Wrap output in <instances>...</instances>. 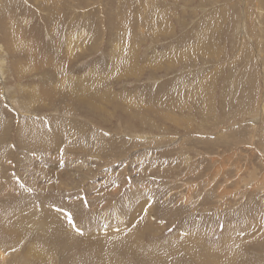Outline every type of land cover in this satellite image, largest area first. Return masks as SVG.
Wrapping results in <instances>:
<instances>
[{"label":"rangeland","instance_id":"1","mask_svg":"<svg viewBox=\"0 0 264 264\" xmlns=\"http://www.w3.org/2000/svg\"><path fill=\"white\" fill-rule=\"evenodd\" d=\"M0 251L264 264V0H0Z\"/></svg>","mask_w":264,"mask_h":264},{"label":"bare ground","instance_id":"2","mask_svg":"<svg viewBox=\"0 0 264 264\" xmlns=\"http://www.w3.org/2000/svg\"><path fill=\"white\" fill-rule=\"evenodd\" d=\"M69 40V39H68ZM71 40V39H70ZM69 40V41H70ZM69 49H70V47H68ZM122 71L123 72H126V70L123 68L122 69ZM127 73H129V72H127ZM103 81V80H102ZM93 82V81H92ZM62 83H63V80H62ZM93 83H95V82H93ZM81 85H80V87L79 86H77V87H71V88H73L72 90H70V92L69 91H66L65 93H66V98H67V103H68V106L66 105V107H67V112H72V108L70 109V107H72L73 105L72 104H76V103H80V102H86L89 106H87V108H91V109H94L95 111H97V110H99L100 108H96V105H95V101L96 102H99L100 100H101V92L100 91H93V94L92 95H90V97H88L87 95H85V94H89V92H88V88H86V85H84L83 83H80ZM90 84V83H89ZM95 85V84H94ZM97 85V84H96ZM96 88V87H95ZM99 89V88H98ZM108 89V88H107ZM58 90V89H57ZM82 92H81V91ZM54 91V90H53ZM59 91V90H58ZM58 93H60V92H58ZM33 94V93H32ZM51 95V94H50ZM58 95V94H57ZM71 95V96H70ZM68 96H70V97H68ZM48 97V96H47ZM75 99V100H72V99ZM31 100V99H30ZM30 100H29V102H30ZM49 100H50V98H49ZM35 101V100H34ZM28 102V101H27ZM32 102V101H31ZM30 102V103H31ZM29 103V104H30ZM33 103V102H32ZM71 103V104H70ZM82 103H80V104H82ZM28 104V103H27ZM40 104V103H39ZM50 104V103H49ZM37 105V104H36ZM72 105V106H71ZM83 105V104H82ZM25 106V105H24ZM33 106V105H32ZM42 106H45V102L44 103H42L41 104V107ZM77 106H78V104H77ZM34 107H36V106H34ZM65 107V108H66ZM30 108H33V107H30ZM30 110V109H29ZM33 110V109H32ZM38 110V109H37ZM65 110V109H64ZM29 112V111H28ZM33 112H35V111H33ZM38 112V111H37ZM36 112V113H37ZM32 113V112H31ZM70 114V113H69ZM67 117H68V115H67ZM67 117H61V120H63V121H66V120H64L63 118H67ZM59 119V118H58ZM28 122V121H27ZM32 122V121H31ZM33 123V122H32ZM31 123V124H32ZM56 123V122H55ZM69 123V122H68ZM25 124V123H24ZM34 124V123H33ZM40 124H41V120H38L37 121V126L38 127H40ZM50 124H52L51 122H50ZM58 124V123H57ZM49 126V125H48ZM56 126V125H55ZM56 127H58V128H60V127H64L63 126V122H61L60 124H58ZM37 128V127H36ZM35 128V129H36ZM51 128V127H50ZM66 129L69 131V130H71V129H74L73 127H71L70 125H69V127L68 126H66ZM42 130V129H41ZM79 131V130H78ZM29 132L31 133V135H32V138H31V141L30 142H36V144L38 143L39 145H41L42 147H46V148H50L51 146H50V144L51 143H55L54 141H53V138H54V136H52L53 138H49V137H47L46 138V136L42 133V131H35L33 128H31L30 127V130H29ZM62 133H64V131L62 132ZM77 133V132H76ZM75 133V135H74V137H77L76 139L77 140H75L74 141V145H70L71 143H72V141L69 139V138H67V137H65V135L64 134H59L60 136H61V142L60 143H58L59 145H58V149L60 150H63L64 148H66V146L69 144V147H75V146H77V148L78 149H82V148H85V142L83 141V139H81V137H79L77 134ZM80 140V141H79ZM66 145V146H65ZM33 146H35V145H33ZM69 149V148H68ZM75 149V148H74ZM258 190V189H257ZM135 217V215L132 213V216H131V218L133 219ZM141 226H142V224L140 225H138L137 226V228L141 231L142 229H144V230H146L145 228H141ZM19 228H22V226H18ZM124 228V226H121V228ZM121 230V229H120ZM147 231V230H146ZM94 233H95V240H94V244L93 243H88V245H91V247L89 248L92 252H95L99 247H100V243H99V241H98V237H96V235H97V231H94ZM139 240V239H138ZM139 245H141V243L139 244ZM140 250V247H138V248H136V249H133L132 250V252H133V254H134V256L135 257H138V250ZM143 250V249H142ZM145 250V249H144ZM147 250V249H146ZM2 251H0V258H4L3 257V255H1L2 253H1ZM92 253H87V255H85L84 257L85 258H87V259H89V258H91L90 260H92L94 257H93V255H91ZM150 255V254H149ZM90 256V257H89ZM89 257V258H88ZM149 259H152L151 257L149 258ZM202 263V262H201ZM84 264V263H83Z\"/></svg>","mask_w":264,"mask_h":264},{"label":"snow or ice","instance_id":"3","mask_svg":"<svg viewBox=\"0 0 264 264\" xmlns=\"http://www.w3.org/2000/svg\"><path fill=\"white\" fill-rule=\"evenodd\" d=\"M69 222H70V223L72 222V220H71V216H69Z\"/></svg>","mask_w":264,"mask_h":264}]
</instances>
